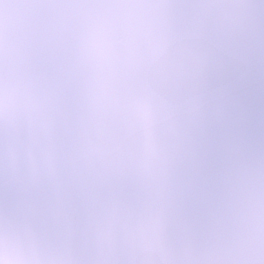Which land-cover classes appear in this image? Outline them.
<instances>
[{
    "label": "snow or ice",
    "instance_id": "snow-or-ice-1",
    "mask_svg": "<svg viewBox=\"0 0 264 264\" xmlns=\"http://www.w3.org/2000/svg\"><path fill=\"white\" fill-rule=\"evenodd\" d=\"M0 264H264V0H0Z\"/></svg>",
    "mask_w": 264,
    "mask_h": 264
}]
</instances>
